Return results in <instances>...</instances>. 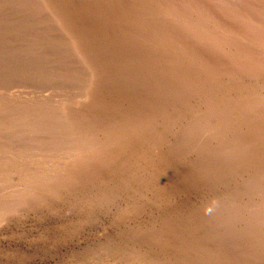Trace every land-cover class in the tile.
Segmentation results:
<instances>
[{"label":"rangeland","instance_id":"374dc122","mask_svg":"<svg viewBox=\"0 0 264 264\" xmlns=\"http://www.w3.org/2000/svg\"><path fill=\"white\" fill-rule=\"evenodd\" d=\"M159 1L0 0V264H264V176L258 177L254 172L264 156L260 160L257 153L251 152L253 158L247 155L245 146L250 144L253 150L256 144H251L252 134L249 130L245 132L247 127L238 122L233 129L227 128L219 134L222 125L231 122L224 116L236 114L235 105L243 112L244 102L238 103L235 92H229L230 87L226 89L237 83L229 85L225 80L219 86L225 78L215 79L217 83L212 77L209 82L196 76L195 71L190 74L184 67L178 69V61L171 57L172 48L176 47H167L173 46L169 44L168 34L174 32L173 35L189 47L198 45L202 36L172 31L183 21L184 14L195 17L196 11L186 5L175 6L176 0H168L169 6L165 0ZM191 1L206 6L209 20L204 21L203 26L207 30L206 37L214 43L220 39L225 45L235 42V39H224V26H234L243 35L247 32L242 22L233 20L243 3L250 5L254 17L257 14L264 17V7L258 6L259 0ZM147 2L150 5L147 6ZM228 3L236 10L228 9ZM165 6L170 7L171 12ZM165 9L166 12L160 13ZM179 13L181 15H176ZM212 22L222 27H214ZM208 40L202 42L210 43ZM247 45L255 51L252 41ZM202 49L204 53L208 47L202 45ZM245 57L251 60L249 55ZM217 58L221 57L217 55ZM172 60L175 63L171 66ZM147 65L149 69L145 68ZM174 72L176 75L171 74ZM188 86L195 89L190 88V91ZM218 91L219 96L222 94L220 97L216 96ZM147 100H151L150 105ZM219 100L228 108L218 103ZM245 100V110L249 104L254 105L257 115L264 117V103ZM209 104L210 108H206ZM144 106L149 109H144L141 116L139 112ZM85 109L93 114L88 117ZM152 111L159 112L158 116H152ZM183 111L185 116L182 117ZM177 112H182L176 118L177 126L169 125L168 130L172 128L167 132L166 119L161 118ZM135 114L138 117L140 114V118L146 114V117L139 119ZM215 116L220 117L215 120ZM117 121L120 123H114ZM149 125L154 127L149 129ZM261 125L264 129V122ZM116 126L120 127L116 129ZM62 127L64 131L70 130L64 132ZM119 133L121 141L127 139L132 143L117 141ZM158 133L165 137L161 145L163 153L156 151L148 158L139 159L143 135H153L150 140L154 141ZM236 136L239 143L235 142ZM128 145H133L132 149H128ZM118 146L120 150L116 152ZM52 147L55 153L50 152ZM56 152L62 154L51 155ZM161 154L166 158L162 169L161 165L158 167L163 159ZM113 162H116L114 168ZM135 164L137 167L133 169ZM123 165L129 166L130 171ZM113 169L116 173L121 171L116 174ZM259 169L263 170L264 165ZM205 172L207 177L203 175ZM200 178L202 180H197ZM213 213L220 216L222 224H217L220 220L214 219ZM203 239L204 242L200 241Z\"/></svg>","mask_w":264,"mask_h":264},{"label":"bare ground","instance_id":"6f19581e","mask_svg":"<svg viewBox=\"0 0 264 264\" xmlns=\"http://www.w3.org/2000/svg\"><path fill=\"white\" fill-rule=\"evenodd\" d=\"M152 1V0H151ZM159 1V0H158ZM168 0H165V4H166V2H167ZM195 1V0H194ZM252 1V0H251ZM143 2V1H142ZM146 2V1H145ZM156 2H157V0H156ZM160 2V1H159ZM168 2H170V1H168ZM173 2H175V1H173ZM221 2V4H222V1H220ZM172 3V2H171ZM176 5L175 6H178L177 4H180L181 5V7H182V5H186L188 8H189V10H191V11H196V14L194 15L195 17H191V16H189V15H183V16H185V18H183L182 20V22L178 25V27L175 29V28H173L172 29V31H175L176 33H180V35H182V34H184V32H186V33H188L189 32V34L190 33H192L193 34V32H194V34L193 35H195V36H202V40L201 41H199L200 43L198 44V45H196V46H192V47H189L188 45H186L185 43H182V41L181 40H179V38L178 37H176V34H174L173 35V33H169L168 34V36L170 37V42L171 43H169V44H173V46H167V47H176V48H172L173 49V52H172V55H171V57L173 58V60H176V61H178L177 63L179 64H177L176 66H178V69H179V66L180 67H184L183 69H185L186 70V73H190V74H194V71L195 72H197L196 73V76L197 75H200L203 79H205V80H208L209 78H212V77H214V80L216 79H219V78H225V79H223L220 83H218V81H216L217 83H218V85L220 86V84H223L224 82H225V80H227L228 82H229V85L230 84H232V83H237L236 85H232L233 87H231V86H226V89L227 90H229L228 88L230 87V91L229 92H235L234 94L235 95H237V97L236 98H238V100H237V102L239 103L240 101L241 102H244V104H243V106H242V104L241 105H239V106H242V109H243V112H239V107L238 106H234L235 108H236V114L234 115V113L233 112H235V110L234 111H232V113L233 114H230V115H228V114H226L227 116H224V117H229L228 119L231 121L230 123H224L222 126V128L220 129V131H219V134L220 133H224V131L228 128V130H230V128H232L233 127V125H235V124H237V122L238 123H240V124H242V125H244L245 127H247V129L245 128V132H246V130H249L250 131V133L252 134V137H250V139H251V144H256L255 146H256V149H251L249 146H250V144L249 145H247V146H245L246 147V149H247V155H250L251 156V152H253V153H257V157H260V160L262 159L261 157L262 156H264V129L263 128H261L262 127V125L261 124H263V122H264V117L262 116V114L261 115H257V110L255 111L254 109H256V107H254V105H251V104H249L248 106H249V108H248V110H245V107H246V103H247V101L245 100L246 98L249 100V102L250 103H252V102H255V104H256V102H258V103H264V17H260V15L261 14H257L255 17L252 15V13L250 12V7H248V6H250V5H248L247 3L246 4H242L243 5V7L242 8H238L237 10H236V8L234 7V5L232 4V3H228V5H227V7L229 6V8L228 9H233V10H236V13H235V15H233L234 17H233V20H235V22H237V21H239V22H242L243 24H244V26H245V28H247V29H245L247 32L243 35L240 31H238V29L237 28H235L234 26H227V27H222V26H220L217 22H212V24H213V26L214 27H217V28H223V35L226 37V38H224L225 40H228V41H230V40H233V39H235V42L233 43H226V45L228 46V48H226V45L223 43V42H221V40L222 39H220V40H217V42L218 43H214V42H210L209 40H208V38L206 37V35H207V30L205 29V27L203 26V23H204V21H208L209 19H207V17H206V6L205 5H203V6H201L198 2H193V1H191V0H176ZM216 3H218V2H216ZM238 3V2H237ZM257 3H261V4H259L258 6H260V7H264V2H263V0H259ZM42 4V3H41ZM73 4V3H72ZM146 4V3H145ZM156 4V3H155ZM174 4V3H173ZM204 4H206V3H204ZM208 4V3H207ZM209 4H210V2H209ZM142 5V4H141ZM148 5H150V3L149 2H147V6ZM160 5H161V3H160ZM160 5H159V7H160ZM166 5H168L169 6V4L167 3ZM143 6V5H142ZM146 6V5H145ZM163 6V5H162ZM238 6V5H237ZM108 7V6H107ZM127 7V6H126ZM109 8V7H108ZM125 8V7H124ZM145 8V7H144ZM163 8V7H162ZM161 8V9H162ZM165 8H167L166 6H165ZM172 8H173V6H172ZM177 8V7H176ZM187 8V9H188ZM219 8V7H218ZM255 8V7H254ZM126 9V8H125ZM138 9H140V7L138 8ZM164 9V8H163ZM167 9H169V11L171 10V8L169 7V8H167ZM187 9H185V10H187ZM217 9V8H216ZM158 10H160V9H158ZM257 10V9H256ZM104 11V10H103ZM114 11V10H113ZM169 11H167V12H169ZM190 11V12H191ZM158 12H160V11H158ZM163 12H166V9H165V11L164 10H162V12H160V13H163ZM171 12V11H170ZM175 12V11H174ZM180 12V11H179ZM184 12V11H183ZM108 13V12H107ZM125 13V12H124ZM159 13V14H160ZM197 13H198V16H196L197 15ZM225 13V12H224ZM141 14V13H140ZM149 14V13H148ZM169 14V13H168ZM172 14V13H171ZM193 14H194V12H193ZM263 14H264V11H263ZM150 15H152L151 14V12H150ZM165 15V14H164ZM176 15H181L180 13L179 14H176ZM214 15V14H213ZM147 16H149V15H147ZM160 16V15H159ZM215 16V15H214ZM166 17V16H165ZM167 17H168V15H167ZM198 17V18H197ZM99 18V17H98ZM121 18V17H120ZM152 18V17H151ZM150 18V19H151ZM156 18H158V17H156ZM165 19V18H164ZM223 19V18H222ZM103 21V20H102ZM152 21V20H151ZM157 21V20H156ZM162 21H163V19H162ZM215 21V20H214ZM165 22V21H164ZM170 22H172V21H170ZM224 22V21H223ZM223 22H221V23H223ZM104 23V22H103ZM102 23V24H103ZM229 23V22H228ZM100 24V23H99ZM149 24H150V22H149ZM151 24H152V22H151ZM167 24H169V22L167 21ZM171 24V23H170ZM178 24V23H177ZM224 24V23H223ZM237 24V23H236ZM225 25V24H224ZM175 26V25H174ZM139 27V26H138ZM149 27V26H148ZM173 27V26H172ZM238 27H240V26H238ZM108 28V27H107ZM117 28V27H116ZM159 28V27H158ZM208 28V27H207ZM167 29V28H166ZM214 29V28H213ZM114 30V29H113ZM153 30V29H152ZM163 30H164V28H163ZM211 30V29H210ZM157 31V30H156ZM212 31V30H211ZM123 32V31H122ZM153 32H155V31H153ZM261 32L263 33L262 35H261ZM210 33V32H209ZM216 33V32H215ZM140 34V33H139ZM139 34H138V36H139ZM154 34V33H153ZM218 34V33H217ZM216 34V35H217ZM222 34V33H221ZM137 35V34H136ZM152 35V34H151ZM163 35V34H162ZM180 35H179V37H180ZM154 36H156V35H154ZM153 36V37H154ZM187 36V35H186ZM137 37V36H136ZM148 37V36H147ZM139 38H140V36H139ZM150 38V37H149ZM190 38V37H189ZM188 38V39H189ZM209 38H210V36H209ZM163 39V38H162ZM169 39V38H168ZM167 39V40H168ZM180 39H181V37H180ZM182 39H183V37H182ZM187 39V40H188ZM198 39V38H197ZM196 39V40H197ZM218 39V38H217ZM206 40H208L210 43H208L207 42V44H205V43H203L202 41H206ZM184 41V40H183ZM252 41V44H253V46L254 47H256V49H255V51H251V49H250V47L247 45V42H251ZM149 42V41H148ZM150 42H152L153 43V41H150ZM154 42H157V41H154ZM194 42H196V41H194ZM160 43V42H159ZM164 43H166L167 44V41L166 42H164ZM177 44V45H176ZM190 44H191V42H190ZM148 45V44H147ZM151 45V44H150ZM153 46H154V44H152ZM156 45H158V43L156 44ZM202 45H204V46H206V47H208V50L207 51H205L204 53H201L202 51H203V49H202ZM161 46V45H160ZM164 46V45H163ZM210 46H212L211 47V49H209V47ZM100 48V47H99ZM205 48V47H204ZM213 52H212V51ZM164 51H165V49H164ZM171 51V50H170ZM170 51H168V52H170ZM166 52V51H165ZM208 52H211V53H209L208 54ZM168 54V53H167ZM217 55H218V57H221L220 59L219 58H217ZM247 55H249L250 57L249 58H251V60L250 61H247V60H245L246 59V57L244 58V56H247ZM136 56H138V55H136ZM174 57H176L175 59H174ZM216 58V59H215ZM171 59V58H170ZM219 59V60H218ZM173 60H172V63H170L169 65H171V64H174L175 63V61L173 62ZM194 60H196L197 62H195ZM164 61V60H163ZM141 62V61H140ZM143 62V61H142ZM167 62H169V61H167ZM166 62V63H167ZM142 64H144V63H142ZM163 64H165V63H163ZM123 65V64H122ZM127 66V65H126ZM145 66V65H144ZM150 66V65H149ZM172 66V65H171ZM171 66H170V68H171ZM151 67V66H150ZM173 67H174V65H173ZM145 68H148V65H147V67H145ZM169 68V69H170ZM149 69V68H148ZM163 69V68H162ZM166 69H168V67L166 68ZM177 69V70H178ZM147 70V69H146ZM170 70H172V69H170ZM133 71V70H132ZM174 71V70H173ZM172 71V72H173ZM178 71H180V70H178ZM177 71V72H178ZM171 74H175V72L174 73H171ZM182 74V73H181ZM185 74V73H184ZM144 75H146L145 73H144ZM157 75V74H156ZM176 75V74H175ZM138 76V75H137ZM188 76V75H187ZM187 76H185V77H187ZM193 76V75H192ZM175 76H173V78H174ZM145 78V77H144ZM188 79H189V77H187ZM201 78V79H202ZM226 78H228V79H226ZM186 79V78H185ZM188 79L186 80V81H188ZM194 79H196V78H194ZM175 81H176V78L174 79ZM193 80V79H192ZM205 80H204V82L203 83H205ZM171 82H173V80H170ZM169 81V82H170ZM180 81V79L177 81V82H179ZM209 81V80H208ZM206 82V83H209V82H211V81H209V82ZM170 82V83H171ZM182 82V81H181ZM202 82V81H201ZM137 83H140V81H138ZM185 83V82H184ZM189 83H190V81H189ZM198 83V82H197ZM196 83L194 82V84H192L193 85V87H194V85H195ZM191 85V84H190ZM191 85V86H192ZM205 85V84H204ZM203 85V86H204ZM189 87V89L188 90H190V88H191V90L192 89H195V88H192V87ZM196 86H199V83H198V85H196ZM210 86H211V84H210ZM214 86H215V83H214ZM244 87V89L242 90V88ZM107 87V86H106ZM151 87V86H150ZM184 87V86H183ZM216 87H218V86H216ZM242 87V88H241ZM119 88V87H118ZM198 88V87H197ZM241 88V89H240ZM168 89V88H167ZM207 89H208V87H207ZM219 89V88H218ZM221 89V88H220ZM226 89L225 88H223V90H225V92H226ZM133 90V89H132ZM190 90V91H191ZM198 90V89H197ZM202 90H203V88H202ZM212 90V89H211ZM193 91V90H192ZM18 92V91H17ZM196 92V91H195ZM205 92V91H204ZM206 92H208V91H206ZM222 93H223V95H225L226 93L225 92H223V91H221ZM136 93V92H135ZM202 93H203V91H202ZM218 93V95H216V96H219V91L217 92ZM136 94H138V93H136ZM189 94H190V92H189ZM207 94V93H206ZM209 94V93H208ZM228 94H230V93H228ZM149 95V94H148ZM151 95V94H150ZM212 95H214V94H212ZM222 95V94H221ZM220 95V96H221ZM227 95V94H226ZM231 95V94H230ZM230 95H229V97H230ZM138 97H139V95H137ZM140 96H141V94H140ZM144 96V95H143ZM167 96V95H166ZM165 96V97H166ZM189 96V95H188ZM203 96V95H202ZM201 96V97H202ZM215 96V97H216ZM219 96V97H220ZM135 97V96H134ZM138 97H137V99H138ZM142 97V96H141ZM145 97V96H144ZM147 97V96H146ZM145 97V98H146ZM197 97V96H196ZM207 97V96H206ZM210 96H208V98H209ZM214 97V96H213ZM16 98V97H15ZM153 98V97H152ZM190 98V97H189ZM194 98V97H193ZM199 98H200V95H199ZM212 98V97H211ZM232 98H233V95H232ZM121 99V98H120ZM161 99V98H160ZM203 99V98H202ZM206 99V98H205ZM214 99V98H213ZM217 99V98H216ZM242 99L244 100V101H242ZM251 99V100H250ZM29 100V99H28ZM131 100V99H130ZM192 100H194V99H192ZM204 100V99H203ZM207 100V99H206ZM211 100V99H210ZM222 100H224V96L222 97ZM221 100V101H222ZM227 100H228V97H227ZM226 98H225V103H226ZM132 101V100H131ZM190 101V100H189ZM212 101V100H211ZM217 101V100H216ZM145 102H147L148 104L151 102V100L150 101H145ZM173 102V101H172ZM180 102V101H179ZM185 102V101H184ZM198 102V101H197ZM206 102H208V101H206ZM220 102V100L218 101V103ZM223 103H224V101H222ZM222 102H220V104H223ZM228 102V101H227ZM134 103V102H133ZM154 103H156V102H154ZM204 103V102H203ZM202 103V104H203ZM213 103V102H212ZM233 103V102H232ZM237 103V104H238ZM161 104V103H160ZM171 104V103H170ZM183 104V103H182ZM185 104V103H184ZM199 104V103H198ZM201 104V105H202ZM204 104H206V103H204ZM211 104V103H210ZM208 105V106H206V105H204V106H206V108L207 107H209V106H211V105ZM213 104H216V102H214ZM226 104H229V103H226ZM226 104H223V105H225V106H223L224 108H228V105H226ZM234 104H235V102H234ZM150 105V104H149ZM180 105V104H179ZM187 105V104H186ZM231 104H229V106H230ZM134 106H135V104H134ZM134 106H132V107H134ZM148 106V105H147ZM168 106H169V104H168ZM188 106V105H187ZM194 106V105H193ZM263 106V105H262ZM261 106V107H262ZM145 107V108H144ZM143 108L141 107V109L143 110H140L141 112H139L140 114H141V116H143L144 115V109L146 110V109H149V108H147L146 106H144ZM176 107H177V104H176ZM175 107V108H176ZM179 107V106H178ZM183 107V106H182ZM181 107V108H182ZM192 106H190V108H191ZM215 107V106H214ZM220 107V106H219ZM221 107H222V105H221ZM222 107V108H223ZM8 108V107H7ZM164 108V107H163ZM186 107H184L183 109H185ZM189 108V107H188ZM200 108V107H199ZM205 108V107H204ZM210 108V107H209ZM216 108V107H215ZM65 109V108H64ZM117 109V108H116ZM125 109V108H124ZM139 109H140V107H139ZM151 109V108H150ZM161 109V108H160ZM176 109H178V108H176ZM187 109V108H186ZM195 109V108H194ZM198 109V108H197ZM257 109H258V107H257ZM84 110V109H83ZM93 110V109H92ZM118 110V109H117ZM152 110H154V109H152ZM165 110H167V108L165 109ZM165 110H163V112L164 113H166L165 112ZM169 110V109H168ZM196 110V109H195ZM201 110L203 111V108H201ZM200 110V111H201ZM263 110H264V108H263ZM85 113L87 114V112L89 113V112H91V111H87L86 109H85ZM150 111V110H149ZM149 111H148V113H149ZM156 111V110H155ZM154 111V112H155ZM157 111H160V110H157ZM156 111V112H157ZM180 111V110H179ZM184 111H186V110H184ZM184 111H183V115H181L182 117L183 116H185V114H184ZM194 111V110H193ZM206 111V110H205ZM215 111V110H214ZM13 112V111H12ZM137 112H138V110H137ZM154 112L152 111L151 113H153L152 114V116H154V115H157V114H159V112L157 113V114H154ZM155 112V113H156ZM161 112V111H160ZM168 112V111H167ZM204 112V111H203ZM206 112H208V111H206ZM218 112V111H217ZM84 113V114H85ZM125 113V112H124ZM136 113V112H135ZM178 113H182V112H177V114L176 115H170V116H168V117H164V118H161V119H163V120H165L166 119V121H165V128L168 130V127H169V125H171V124H175L176 123V121L178 120V119H176V118H179L178 117ZM190 113V112H189ZM205 113V112H204ZM209 113V112H208ZM214 113V112H213ZM58 114V113H57ZM83 114V113H82ZM93 114V112L92 113H89L88 115V117H90L91 115ZM137 114V113H136ZM135 114V115H136ZM140 114H139V117H138V115H136L139 119H141V118H144V117H146V114H145V116L144 117H141L140 118ZM143 114V115H142ZM162 115H164L163 113H161ZM168 114V113H167ZM172 114V113H171ZM196 114V113H195ZM210 114V113H209ZM217 114H219V113H217ZM260 114V113H259ZM78 115V114H77ZM131 115H132V113H131ZM134 115V118H136V116ZM148 115V114H147ZM150 115V114H149ZM192 114H190V116H191ZM201 115H202V113H201ZM214 115H216V112L214 113ZM225 115V114H224ZM151 116V115H150ZM151 116V117H152ZM158 116V115H157ZM157 116H154V117H157ZM188 116V115H187ZM194 116H196V115H193V116H191V117H194ZM212 116V115H211ZM223 116V115H222ZM102 117V116H101ZM118 117V116H117ZM150 117V121H151V118ZM181 117V118H182ZM209 117V116H208ZM220 117V116H219ZM219 117H216L215 116V120H218L217 118H219ZM224 117H223V119H224ZM48 118V117H47ZM53 118V117H52ZM91 118H93V117H91ZM185 118V117H184ZM188 118V117H187ZM201 118V117H200ZM207 118V117H206ZM212 118V117H211ZM211 118H208V119H210V120H212ZM74 119V118H73ZM73 119H71V121L73 120ZM86 119V118H85ZM90 119V118H89ZM96 119V118H95ZM101 118H99V120H100ZM102 119H103V117H102ZM105 119V118H104ZM130 119H131V117H130ZM153 119H155V118H153ZM203 119H205V118H203ZM228 119H225V120H228ZM48 120V119H47ZM60 120V119H59ZM62 120V119H61ZM82 121H83V119H81ZM91 120V119H90ZM98 120V119H97ZM105 120H107V119H105ZM104 120V121H105ZM110 120H112V118H110ZM115 119H113L112 121H114ZM127 120V119H126ZM132 120V119H131ZM131 120H130V122H131ZM136 120H138V119H136ZM198 120V119H197ZM51 121V120H50ZM58 121V120H57ZM56 121V122H57ZM66 121V120H65ZM78 121V120H77ZM80 121V120H79ZM78 121V122H79ZM102 121V120H101ZM120 121H122L121 119H120ZM134 121V120H133ZM132 121V122H133ZM138 121H140V120H138ZM186 121V120H185ZM232 121H235V122H232ZM241 121V122H240ZM53 122V121H52ZM60 122H62V121H60ZM84 122H87V121H84ZM90 122H92V121H90ZM98 122V121H97ZM123 122V121H122ZM130 122H127V123H130ZM135 122V121H134ZM141 122V121H140ZM139 122V123H140ZM143 123H144V120L142 121ZM158 122V121H157ZM224 122H227V121H224ZM249 122V123H248ZM51 123V122H50ZM93 123V122H92ZM102 123H104V122H102ZM105 123H106V121H105ZM114 123H120V122H114ZM114 123L113 124H111V125H113L114 126ZM142 123V124H143ZM197 123V122H196ZM59 124H62V123H59ZM64 124H66V123H64ZM67 124L69 125V123L67 122ZM75 124H77V123H75ZM81 124H83V123H81ZM87 124V123H86ZM89 124H91V123H89ZM107 124H109V122L107 123ZM150 124V123H149ZM214 124H215V122H214ZM54 125V124H53ZM67 125V126H68ZM71 125V124H70ZM99 125V124H98ZM100 125H103V124H100ZM111 125H109V126H111ZM123 125V124H122ZM121 125V126H122ZM176 125V124H175ZM193 125V124H192ZM191 125V126H192ZM195 125H197V124H195ZM194 125V126H195ZM219 125V124H218ZM55 126V125H54ZM65 126V125H64ZM73 126V125H72ZM71 126V127H72ZM133 126V125H132ZM132 126H130V127H132ZM148 126V125H147ZM157 126H158V124H157ZM177 126V125H176ZM261 126V127H260ZM43 127H44V124H43ZM42 127V128H43ZM61 127V126H60ZM60 127L58 128L57 127V129H60ZM84 127V126H83ZM93 127V126H92ZM120 126H116V127H114V128H116V129H118ZM124 127V126H123ZM129 127V128H130ZM137 127V126H136ZM139 127H140V125H139ZM139 127H138V129H139ZM150 127H152V126H150L149 125V129H151ZM154 127V126H153ZM152 127V128H153ZM160 127V126H159ZM180 127V126H179ZM190 127V126H189ZM193 127V126H192ZM199 127V126H198ZM209 127V126H208ZM264 127V126H263ZM45 128V127H44ZM43 128V129H44ZM48 128V127H47ZM47 128H45V129H47ZM54 128H56V127H54ZM64 128L65 127H62V130L64 131ZM73 128V127H72ZM161 128V127H160ZM164 128V129H165ZM171 128H172V126L170 127V129L167 131V132H170L171 131ZM176 128V127H175ZM174 128V129H175ZM210 128V127H209ZM68 129V128H67ZM65 130L66 132H68V130H70V128L68 129V130ZM78 129H80V127L78 128ZM81 129H83V128H81ZM89 129V128H88ZM123 129H125V128H123ZM144 129V127H142V130ZM148 129V130H149ZM157 129H158V127H157ZM182 129H184V128H182ZM189 129V128H188ZM200 129V128H199ZM233 129V128H232ZM231 129V130H232ZM56 130V129H55ZM61 130V129H60ZM92 130V129H91ZM106 130H108V129H106ZM114 129L112 128L111 129V131H113ZM122 130V129H121ZM120 130V131H121ZM126 130V129H125ZM128 130H130V129H127L126 131H128ZM156 130V129H155ZM163 130V129H162ZM178 130V129H177ZM181 130V129H180ZM179 130V131H180ZM41 131V130H40ZM43 131V130H42ZM48 131H49V128H48ZM64 131V132H65ZM75 131H77L76 130V128H75ZM90 131V130H89ZM116 130H114V132H115ZM137 131V130H136ZM184 131V130H183ZM44 132V131H43ZM47 132V131H46ZM50 132V131H49ZM79 132V131H78ZM117 132H118V130H117ZM139 132V131H138ZM138 132H136L137 134H138ZM162 132V131H161ZM160 132V133H161ZM173 132V131H172ZM172 132H171V134H172ZM175 132V131H174ZM177 132V131H176ZM186 132V131H185ZM83 133V132H82ZM91 133V132H90ZM109 134H110V132H108ZM116 133V132H115ZM114 133V134H115ZM122 133V132H121ZM125 133V132H124ZM154 133V132H153ZM227 133L228 132H225V134L227 135ZM54 134V133H53ZM60 134V133H59ZM58 134V135H59ZM69 134V133H68ZM68 134H67V136H68ZM80 132H79V136H80ZM113 134V135H114ZM136 134V135H137ZM146 134H147V132H146ZM164 134H166V133H164ZM163 134V135H164ZM170 134V133H169ZM201 133H199V135H200ZM55 136L57 135V133L56 134H54ZM113 135H112V137H111V139L113 138ZM124 135H126V133L124 134ZM124 135H123V139L122 140H124V138H126V137H124ZM132 135V134H131ZM156 135V134H155ZM160 134L158 133V136H155V138H153L154 139V141L152 140H150L152 137H153V135H143V136H145V139L143 140L144 141V145H142L141 144V148H140V151H139V159L141 158L142 160H143V158H148V156L149 155H152V153H155L156 151H158V152H160L161 151V153H163V151H162V148H161V145H162V143H163V141H164V138L165 137H163L162 135L161 136H159ZM211 135V134H210ZM248 135V134H247ZM66 136V135H65ZM74 136H75V134H74ZM78 136V135H77ZM85 136V135H84ZM92 136H94L93 134H92ZM115 136L116 135H114V138H115ZM119 136H120V133L118 134V138H119ZM133 136H135V135H133ZM166 136V138H167V135H165ZM172 136H173V134H172ZM184 136V135H183ZM230 136V135H229ZM132 137V136H131ZM130 137V138H131ZM141 137V136H140ZM238 136H236V138H235V142L236 143H239V141H238V138H237ZM254 137V138H253ZM69 138V137H68ZM77 138V137H76ZM78 138H80V137H78ZM85 138V137H84ZM107 138H109V137H107ZM113 138V139H114ZM117 139V138H116ZM121 138H119V139H117V141L118 140H120ZM139 139V138H138ZM190 139V138H189ZM225 139V138H224ZM228 139L229 138H227V141H228ZM72 140H73V138H72ZM77 140V139H76ZM80 140V139H79ZM129 140V139H128ZM136 140V139H135ZM135 140L133 141V142H135ZM53 141V140H52ZM61 141V140H60ZM69 141V140H68ZM121 141V140H120ZM171 141V140H170ZM177 141V140H176ZM32 142V141H31ZM115 142V141H114ZM121 142H123V143H125V142H127V139L125 140V141H121ZM131 142V141H130ZM129 142V143H130ZM193 142V141H192ZM48 143V142H47ZM46 143V144H47ZM57 143V142H56ZM60 143V142H59ZM128 143V142H127ZM128 143V144H129ZM132 143V142H131ZM143 143V142H142ZM64 144H65V142H64ZM121 144V143H120ZM119 144V145H120ZM126 144V143H125ZM135 144V143H134ZM182 144V143H181ZM82 145V144H81ZM113 144H111V146H112ZM140 145V141H139V143L138 144H136V148H138V146ZM170 146L172 145L173 146V144H169ZM194 145V144H193ZM59 146V145H58ZM60 146H61V144H60ZM126 146V145H125ZM171 146V147H172ZM178 146V145H177ZM195 146V145H194ZM236 146V145H235ZM122 147H123V145H122ZM128 147V149H132V147H133V145H132V147H130V145H128L127 146ZM126 147V148H127ZM130 147V148H129ZM167 147V146H166ZM170 147V148H171ZM252 147V146H251ZM53 148V147H52ZM51 148V149H52ZM120 148H121V146H120ZM124 148V147H123ZM125 148V149H126ZM174 148V147H173ZM178 148V147H177ZM209 148V147H208ZM110 149V148H109ZM118 149H119V146L117 147V149H116V152H118ZM139 149V148H138ZM166 149V148H165ZM164 149V150H165ZM169 149V148H168ZM245 149V150H246ZM120 150V149H119ZM122 150V149H121ZM137 150V149H136ZM184 150V149H183ZM172 151V150H171ZM175 151H176V149H175ZM181 151V150H180ZM50 152L52 153V152H54V148H53V151L52 150H50ZM70 152V151H69ZM120 152V151H119ZM129 152V151H128ZM133 152H136L135 150L133 151ZM19 153V152H18ZM55 153V152H54ZM58 153H60V152H58ZM108 153V152H107ZM112 153V152H111ZM110 153V154H111ZM114 153V152H113ZM131 153H132V151H131ZM131 153H130V156H132L131 155ZM217 153V152H216ZM62 154V153H61ZM61 154H57V152H56V154H51L52 156L54 155H61ZM68 154V153H67ZM165 154H167V153H165ZM178 154H180V153H178ZM177 154V155H178ZM177 155H175V156H177ZM183 155V154H182ZM210 155V154H209ZM58 156V157H59ZM65 156V155H64ZM112 156V155H111ZM136 156H138V155H136ZM174 156V157H175ZM57 157V156H56ZM55 157V158H56ZM57 157V158H58ZM114 157V156H113ZM128 157H129V155H128ZM159 157V156H158ZM182 157V156H181ZM256 157V158H257ZM52 158V157H51ZM56 158V159H57ZM71 158V157H70ZM132 158H134V156L132 157ZM161 158H163L162 160H161ZM161 158H160V160H161V162H160V164L158 165V167L163 163V162H165L164 160L166 159L165 158V155H163L162 156V154H161ZM176 158V157H175ZM251 158H253L252 156H251ZM255 158V157H254ZM39 159V158H38ZM43 159V158H42ZM46 159V158H45ZM118 159V158H117ZM116 159V160H117ZM130 159V158H129ZM128 159V160H129ZM151 159V158H150ZM185 159V158H184ZM183 159V160H184ZM250 159V158H249ZM258 159V158H257ZM78 160V159H77ZM102 160V159H101ZM134 160V159H133ZM142 160H140V161H142ZM251 160V159H250ZM259 160V159H258ZM59 161V160H58ZM131 161V160H130ZM139 161V162H140ZM175 161V160H174ZM230 161V160H229ZM253 161H255V160H253ZM61 162V161H60ZM125 162V161H124ZM134 162H136V161H134ZM143 162H145V161H143ZM171 162H173V160L171 161ZM170 162V163H171ZM2 163V162H1ZM37 163V162H36ZM114 164H113V167H112V164L111 165H108L109 167L111 166L112 168H114V165H115V167H116V162H113ZM123 163V162H122ZM131 163V162H130ZM133 163V162H132ZM252 163V162H251ZM250 163V164H251ZM259 163V167H260V165L261 166H263L264 164V161L262 162V160H261V162H258ZM260 163H262V164H260ZM98 164V163H97ZM121 164V163H120ZM138 164V163H137ZM156 164V163H155ZM183 164V163H182ZM188 164V163H187ZM190 164V163H189ZM214 164V163H213ZM100 165H102V164H100ZM106 165V164H105ZM124 165H127V164H124ZM123 165V166H124ZM133 165V164H132ZM54 166V165H53ZM95 166H96V164H95ZM107 166V167H108ZM122 166V165H121ZM131 166V165H130ZM162 166L163 165H161V167H160V169H162ZM228 165H226L225 167H227ZM17 167V166H16ZM92 167H93V165H92ZM98 167V166H97ZM104 167V166H103ZM137 166H136V164H135V167H133V169L134 168H136ZM164 167V166H163ZM189 167V166H188ZM191 167V166H190ZM255 167V166H254ZM259 167L257 168V165H256V169L254 170V172L257 174V176L259 177V176H264V169L263 170H260L259 169ZM95 168V167H94ZM93 168V169H94ZM117 168H119V165H118V167ZM124 168H128V170L130 171V169H129V166H124ZM132 168V167H131ZM184 168V167H183ZM182 168V169H183ZM186 168V167H185ZM224 168V167H223ZM248 168V167H247ZM263 168V167H262ZM261 168V169H262ZM86 169V168H85ZM96 169V168H95ZM121 169V168H120ZM132 169V170H133ZM197 169V168H196ZM230 169V168H229ZM79 170V169H78ZM84 170V169H83ZM103 170V169H102ZM112 170V169H111ZM110 170V171H111ZM114 171H113V173H116L115 172V169H113ZM121 170H123V169H121ZM121 170H119L116 174H118ZM127 170V169H126ZM127 170V171H128ZM136 170V169H135ZM163 170H164V168H163ZM163 170H161L162 172H164ZM206 170V169H205ZM216 170V169H215ZM222 170V169H221ZM251 170H253L252 168H251ZM63 171V170H62ZM94 171V170H93ZM99 171V170H98ZM97 171V172H98ZM109 171V172H110ZM117 171V170H116ZM124 171V170H123ZM122 171V172H123ZM126 171V172H127ZM158 171H160V170H158ZM170 171V170H169ZM250 171V170H249ZM31 172V171H30ZM96 172V171H95ZM112 172V171H111ZM156 172V171H155ZM246 172H248V170L246 169ZM253 172V173H254ZM206 173V174H205ZM205 173H203V175H204V177H207V172H205ZM224 173V172H223ZM222 173V174H223ZM98 174H100L99 172H98ZM136 174V173H135ZM156 174H158V173H156ZM173 174V173H172ZM199 174V173H198ZM251 174V173H250ZM249 174V175H250ZM85 175V174H84ZM104 175V174H103ZM114 175V174H113ZM122 175H124V173H122ZM97 176H99V175H97ZM116 176V175H115ZM136 176V175H135ZM177 176V175H176ZM193 176V175H192ZM195 176V175H194ZM251 176V175H250ZM111 178H112V176H110ZM110 177H108L107 179H109ZM117 177V176H116ZM123 176H121V178H122ZM146 177V176H145ZM144 177V178H145ZM155 177H157V176H155ZM201 177L202 178H204L203 176H202V173H201ZM232 176H230V178H231ZM248 177V176H247ZM119 178V177H118ZM120 178V179H121ZM196 178H198V177H196ZM107 179H105V181H107ZM113 179V178H112ZM163 179V178H162ZM193 179V178H192ZM248 179V178H247ZM255 179V178H254ZM254 179L252 178L251 180H253L254 181ZM260 179V181H261V177L259 178ZM144 180V179H143ZM148 180V179H147ZM152 180H154L155 181V179H153L152 178ZM188 180H190V179H188ZM197 180H202L201 178L200 179H197ZM205 180V179H204ZM208 180V179H207ZM232 180V179H231ZM249 180V179H248ZM104 181V180H103ZM131 181V180H130ZM133 181V180H132ZM150 181H151V179H150ZM233 181H236L235 179L233 180ZM250 181V180H249ZM257 181H259V180H257ZM256 181V182H257ZM262 181H264V178H262ZM145 182H146V180H145ZM165 182V181H164ZM173 182V181H172ZM154 183V182H153ZM158 183H159V181H158ZM235 183V182H234ZM254 183V182H253ZM264 183V182H263ZM57 184V183H56ZM138 184V183H137ZM149 184V183H148ZM162 184V183H161ZM160 184V185H161ZM172 184V183H171ZM173 184H174V182H173ZM236 184L237 183H235V186H236ZM250 184H252V182L250 183ZM257 184V183H256ZM238 186H240V185H238ZM159 187V186H158ZM194 187V186H193ZM203 187V186H202ZM206 187V186H205ZM237 187V186H236ZM236 187H235V189H236ZM18 188V187H17ZM155 188H157V187H155ZM195 188V187H194ZM241 188V187H240ZM80 189H82V188H80ZM141 189V188H140ZM144 189V188H143ZM147 189V188H146ZM154 189V188H153ZM214 189V188H213ZM38 190V189H37ZM41 190V189H40ZM83 190V189H82ZM130 190H131V188H130ZM238 190V189H237ZM139 191V190H138ZM14 192V191H13ZM16 192V191H15ZM40 192V191H39ZM44 192V191H43ZM110 192V191H109ZM138 193V192H137ZM141 193V192H140ZM18 194V193H17ZM59 194H61V193H59ZM139 194V193H138ZM95 195V194H94ZM251 195V194H250ZM262 195H264V194H262ZM261 195V196H262ZM258 197V196H257ZM232 198V197H231ZM235 199V198H234ZM36 200V199H35ZM228 200H230V199H228ZM250 200H251V198H250ZM253 200V199H252ZM247 201H249V200H247ZM204 202H206V200L204 201ZM214 202V201H213ZM228 202V201H227ZM226 202V203H227ZM231 202H233V201H231ZM234 202H235V200H234ZM239 202V201H238ZM253 202V201H252ZM210 203V202H209ZM225 203V204H226ZM244 203V202H243ZM242 203V204H243ZM261 204H262V202H260ZM202 204H204V203H201V206H202ZM219 204V203H218ZM222 204V203H221ZM232 204V203H231ZM245 204H246V202H245ZM256 204V203H255ZM205 205V204H204ZM245 206V205H244ZM258 206V205H257ZM218 207V206H217ZM254 207H255V205H254ZM232 208V207H231ZM230 207H229V209H231ZM234 208V207H233ZM232 208V209H233ZM244 208V207H243ZM248 208V207H247ZM260 208V207H259ZM263 208H264V206H263ZM262 208V209H263ZM244 209H246V208H244ZM216 210H218V209H216ZM257 210V209H256ZM264 210V209H263ZM236 211V210H235ZM262 210H260V212H261ZM229 212V211H228ZM232 212V211H231ZM237 212H239V210L237 211ZM245 212V211H244ZM251 212V211H250ZM211 213V212H210ZM218 213H220V212H218ZM243 213V212H242ZM212 214V213H211ZM211 214H210V216H211ZM244 214V213H243ZM182 215V214H181ZM213 215H215L214 213H213ZM233 215V214H232ZM240 215V214H239ZM224 216V215H223ZM253 216V215H252ZM221 217H222V215H221ZM181 218V217H180ZM214 219H218V220H220L217 224H219L220 222H221V224H222V221H221V219H220V216L219 215H215L214 217H213ZM211 219V218H210ZM223 219V218H222ZM235 219V218H234ZM247 219H248V217H247ZM262 219H263V217H262ZM229 220H230V218H229ZM232 220V219H231ZM230 220V221H231ZM259 220H260V218H259ZM258 220V221H259ZM217 221V220H216ZM215 221V222H216ZM264 221V220H263ZM232 222V221H231ZM254 222V221H253ZM262 222V221H261ZM191 223V222H190ZM202 223V222H201ZM255 223V222H254ZM216 224V223H215ZM220 224V225H221ZM224 224H226V223H224ZM258 224V223H257ZM248 225H249V223H248ZM252 225V224H251ZM255 225V224H254ZM218 227V226H217ZM263 227V226H262ZM215 228V227H214ZM236 228H234V230H235ZM263 229V228H262ZM232 230H233V228L231 229V232H232ZM210 231V230H209ZM219 231V230H218ZM211 232V231H210ZM235 232H236V230H235ZM239 232V231H238ZM238 232H236V233H238ZM263 232V231H262ZM209 233V232H208ZM250 233V232H249ZM252 233V232H251ZM264 233V232H263ZM205 234H206V232H205ZM233 234V233H232ZM204 235V234H203ZM210 235H212V234H210ZM216 235V234H215ZM254 236V235H253ZM261 236V235H260ZM202 237V236H201ZM228 237V236H227ZM208 238V237H207ZM206 238V239H207ZM254 238V237H253ZM260 238V237H259ZM197 239V238H196ZM201 239V238H200ZM214 239V238H213ZM225 239V238H224ZM262 239V238H261ZM264 239V238H263ZM212 240V239H211ZM210 240V241H211ZM218 240V239H217ZM200 241H203L204 242V239L203 240H200ZM214 241V240H213ZM261 241H263V240H261ZM207 242H208V240H207ZM218 242V241H217ZM238 242V241H237ZM202 243V242H201ZM260 243V242H259ZM211 244H212V242H211ZM211 244L209 245V246H211ZM155 245V244H154ZM214 245V244H213ZM212 245V246H213ZM260 245H261V243H260ZM200 246V245H199ZM192 248H194V247H192ZM229 248H231V247H229ZM195 250H198V249H195ZM263 250V249H262ZM189 251V250H188ZM236 251V250H235ZM147 252V251H146ZM206 252H208V251H206ZM251 252V251H250ZM212 253V252H211ZM207 254V253H206ZM192 256V255H191ZM218 256V255H217ZM237 257V256H236ZM243 257V256H242ZM232 258V257H231ZM255 258V257H254ZM255 260V259H254ZM263 260V259H262ZM242 261V260H241ZM246 262V261H245Z\"/></svg>","mask_w":264,"mask_h":264}]
</instances>
